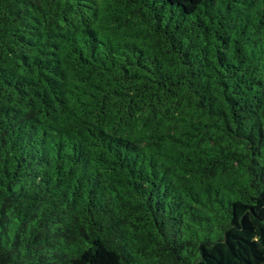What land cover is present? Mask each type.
<instances>
[{"label":"trees","instance_id":"obj_1","mask_svg":"<svg viewBox=\"0 0 264 264\" xmlns=\"http://www.w3.org/2000/svg\"><path fill=\"white\" fill-rule=\"evenodd\" d=\"M0 264H264V0H0Z\"/></svg>","mask_w":264,"mask_h":264}]
</instances>
